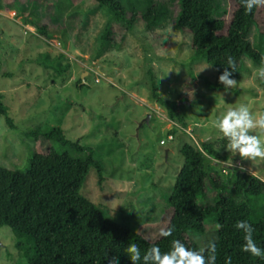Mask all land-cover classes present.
Listing matches in <instances>:
<instances>
[{"label": "rangeland", "instance_id": "obj_1", "mask_svg": "<svg viewBox=\"0 0 264 264\" xmlns=\"http://www.w3.org/2000/svg\"><path fill=\"white\" fill-rule=\"evenodd\" d=\"M119 1L128 11H144L164 1L170 15L152 30L138 21L123 42L125 29L117 27L116 41L103 44L101 33L111 14L95 0L78 4L23 0L22 7L16 4L10 10L0 0V94L11 120L9 124L7 117L0 116V166L25 173L37 146L27 136L29 131L40 126L42 133H48L60 127L69 140L95 150V158L105 168L104 184L92 171L81 194L132 230L154 226L166 216L185 161L179 152L184 143L196 147L211 143L227 158L212 165L223 178L243 167L242 172L264 181V160L242 161L238 154L229 153L227 140L214 127L217 118L240 104L256 115L264 114V81L253 75L260 66L246 56L238 86L230 92L224 87L213 90L200 77L215 81L216 69L204 60L194 62L192 36L174 24L180 0ZM229 10V0H218L214 17L225 18ZM39 26L47 28L48 37L38 32ZM250 39L264 54V34L257 27ZM190 65L200 79L192 92H185ZM153 83L160 97L180 105L186 129L170 121L151 99ZM39 145L45 152L49 148L44 139ZM214 200L210 192L203 202ZM258 200L260 207L263 200ZM16 242L11 228H0V264H28Z\"/></svg>", "mask_w": 264, "mask_h": 264}, {"label": "trees", "instance_id": "obj_2", "mask_svg": "<svg viewBox=\"0 0 264 264\" xmlns=\"http://www.w3.org/2000/svg\"><path fill=\"white\" fill-rule=\"evenodd\" d=\"M21 1L4 0V4L10 10L16 4L22 7ZM69 1L78 4L82 0ZM95 1L106 6L111 14L101 33L103 44L116 41L117 27L125 29L120 40L123 42L138 21L152 30L165 24L170 15L169 4L164 1L152 3L144 11L137 8L128 11L119 0ZM229 1L230 10L225 18L216 19L218 0H180L181 9L174 20L176 28L192 36L194 62L204 60L216 69L215 81L200 77L213 90L223 89L218 77L228 66L229 56L236 60L237 69L232 76L235 80L241 76L246 56L255 65L264 66V54L250 39L253 27L264 34V7L246 13L242 0ZM38 32L48 37L46 27L39 26ZM187 69L184 91L190 92L200 78L192 65ZM151 99L165 110L170 121L188 127L180 105L160 97L155 83ZM2 100L0 94V116L7 117ZM186 101H190L188 97ZM7 122L11 124L8 117ZM27 136L37 143L27 171L0 166V228L13 230L16 246L28 264H110L114 256L118 264H132L126 254L129 243L137 244L143 257L154 245L162 253L170 251L174 240L190 249L203 250L205 256L209 243L214 241L215 264H226L228 257L231 264H264V259L241 250L244 233L234 227L237 221H248L254 229L253 239L264 249V181L238 169H233L226 178L216 173L212 166L215 160L226 162L227 158L211 143L202 142L200 147L182 144L179 152L185 161L174 183L166 216L154 226L132 230L120 226L105 214L102 206L81 194L92 171H96L100 185L105 181V168L95 158V150L69 140L60 127L42 133L39 126ZM41 139L49 142L46 152L39 145ZM71 151L79 155L74 156ZM210 192L215 195L214 202L204 203ZM258 199L263 200L261 209ZM162 230H171L172 234L163 237Z\"/></svg>", "mask_w": 264, "mask_h": 264}, {"label": "clouds", "instance_id": "obj_3", "mask_svg": "<svg viewBox=\"0 0 264 264\" xmlns=\"http://www.w3.org/2000/svg\"><path fill=\"white\" fill-rule=\"evenodd\" d=\"M242 4L245 12L251 13L253 8L264 7V0H242ZM227 64L219 75L218 82L223 85L225 92H230L238 86V82L232 78L237 69L235 58L229 56ZM253 75L264 81V66L257 69ZM214 127L227 140L226 150L229 153L238 154L242 161L264 160V114L256 115L250 111L248 105L240 104L236 108H229L222 117L217 118ZM241 171L246 169L241 167ZM234 227L244 233L241 250L253 257L264 259V249L258 247L253 239L252 225L248 221H237ZM171 234V230H162L160 233L163 237ZM126 254L132 264H140L141 259L143 264H215L216 244L214 241L209 243L207 256L203 250L190 249L179 240H174L171 250L166 253H162L160 248L154 245L143 257L139 246L129 243ZM110 264H118V258L114 256ZM226 264H231L230 257L226 259Z\"/></svg>", "mask_w": 264, "mask_h": 264}, {"label": "built area", "instance_id": "obj_4", "mask_svg": "<svg viewBox=\"0 0 264 264\" xmlns=\"http://www.w3.org/2000/svg\"><path fill=\"white\" fill-rule=\"evenodd\" d=\"M26 29L28 30V32H30V31L34 32V28L26 27ZM28 32H26V33H28ZM172 139H173V136L170 135L169 140H172ZM162 144H164V141H162Z\"/></svg>", "mask_w": 264, "mask_h": 264}]
</instances>
